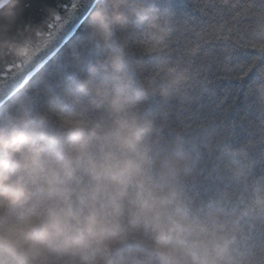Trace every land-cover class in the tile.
<instances>
[{"label": "trees", "instance_id": "obj_1", "mask_svg": "<svg viewBox=\"0 0 264 264\" xmlns=\"http://www.w3.org/2000/svg\"><path fill=\"white\" fill-rule=\"evenodd\" d=\"M1 1V0H0ZM98 0L63 47L0 107V126L44 119L62 133V109L110 119L87 97L73 104L78 85L109 55L92 20ZM154 9L166 35L153 47L147 22L116 25L124 73L143 93L136 105L153 122L149 143L159 160L181 159V198L209 223L222 224L227 249L221 264H264V0H137ZM149 235L137 231L117 247L119 257L155 260Z\"/></svg>", "mask_w": 264, "mask_h": 264}, {"label": "clouds", "instance_id": "obj_2", "mask_svg": "<svg viewBox=\"0 0 264 264\" xmlns=\"http://www.w3.org/2000/svg\"><path fill=\"white\" fill-rule=\"evenodd\" d=\"M125 8L158 29L148 33L153 47L166 35L156 11L137 0H105L96 10L92 23L109 55L89 69L73 104L87 97L110 119L90 120L72 107L62 109V133L49 135L44 119L0 126V264H221L224 226L183 201L181 159L156 158L153 122L136 110L143 93L124 73L123 49L111 43L114 27L130 22ZM137 231L150 236L155 260L114 261Z\"/></svg>", "mask_w": 264, "mask_h": 264}, {"label": "water", "instance_id": "obj_3", "mask_svg": "<svg viewBox=\"0 0 264 264\" xmlns=\"http://www.w3.org/2000/svg\"><path fill=\"white\" fill-rule=\"evenodd\" d=\"M97 2L0 1V107L74 36ZM17 47L26 55H17Z\"/></svg>", "mask_w": 264, "mask_h": 264}]
</instances>
